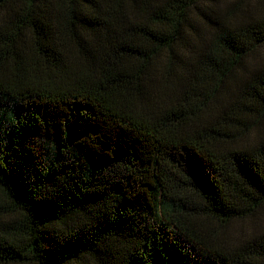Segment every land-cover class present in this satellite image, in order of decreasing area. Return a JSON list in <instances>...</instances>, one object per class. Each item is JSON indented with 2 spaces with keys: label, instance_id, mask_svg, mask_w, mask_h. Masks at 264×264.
Returning <instances> with one entry per match:
<instances>
[{
  "label": "trees",
  "instance_id": "1",
  "mask_svg": "<svg viewBox=\"0 0 264 264\" xmlns=\"http://www.w3.org/2000/svg\"><path fill=\"white\" fill-rule=\"evenodd\" d=\"M193 3L0 0V264H264V20Z\"/></svg>",
  "mask_w": 264,
  "mask_h": 264
},
{
  "label": "rangeland",
  "instance_id": "2",
  "mask_svg": "<svg viewBox=\"0 0 264 264\" xmlns=\"http://www.w3.org/2000/svg\"><path fill=\"white\" fill-rule=\"evenodd\" d=\"M191 18L194 27L201 31V37L209 39L214 32L210 25L216 22L228 27L263 23L264 0H194L191 5ZM253 62L255 65L264 64V47L253 55ZM231 89L235 92L238 90L236 83L231 84ZM263 136V125H260L251 131L247 138L249 142L254 143L259 142ZM208 222L211 230L219 233L232 244L249 240L254 235H261L264 232V213L255 220L237 221L229 227H222L213 221Z\"/></svg>",
  "mask_w": 264,
  "mask_h": 264
}]
</instances>
